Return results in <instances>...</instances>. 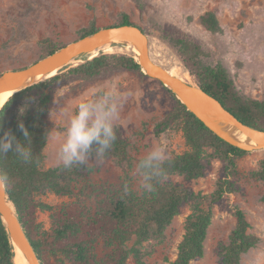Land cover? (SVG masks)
Here are the masks:
<instances>
[{
  "label": "trees",
  "instance_id": "trees-1",
  "mask_svg": "<svg viewBox=\"0 0 264 264\" xmlns=\"http://www.w3.org/2000/svg\"><path fill=\"white\" fill-rule=\"evenodd\" d=\"M136 1L141 8L142 1ZM199 22L212 33L221 31L214 11L201 14ZM122 24L135 23L123 12L116 22L106 26ZM99 28L91 20L78 31L76 39ZM157 28L158 37L177 55L197 85L218 99L241 122L264 130V100L249 97L238 90L229 70L222 63L205 62V51L199 43L180 35L176 29L161 25H157ZM64 45L48 39L41 41L38 59ZM123 70L145 76L134 54L100 52L92 58H84L76 65L65 66L48 79L13 93L0 110V137L10 131L31 152L28 162L13 151L0 154V169L1 173L8 176L5 184L8 197L41 264H128L130 257L135 264H146L144 258L150 256L153 249L143 243H160L181 205L195 201L185 220L177 257L170 263L190 264L204 254L212 219V205L224 193L236 191L231 180L236 175V160L249 152L232 146L215 135L174 94V106L156 123L155 132L164 133L180 124L189 149L167 157L163 164L164 175L151 181V190L142 186L137 191L133 187V162L129 154V143L117 125H114L116 140L103 159L111 158L120 167L122 177L119 183L84 182L76 189L79 177L92 172V166L86 164L65 168L59 164L42 168L43 150L52 129L51 112L57 88L69 80L91 81ZM187 80H190L189 75ZM20 123L24 124L30 134L28 140L19 128ZM208 150L211 153L207 155ZM206 156L224 162V176L218 180L216 189L210 195H200L192 188L170 179L174 175L185 180L202 177ZM143 159L144 157L137 161V168L142 176L143 169L139 165ZM248 175L264 184V158L260 161L259 169L250 171ZM47 193L58 197L80 196V206L85 209L73 214L64 208L55 210L51 213L54 228L46 231L37 221L36 214L41 205L50 208L37 198ZM87 200L92 205H86ZM261 200L264 202V195ZM233 215L235 226L227 241L219 245L220 264H240L242 255L259 241L257 236L249 232V222L244 211L236 208ZM99 238L106 247H111L101 257L95 252V243ZM130 242L132 244L129 246ZM14 256L15 247L13 250L0 217V264H14Z\"/></svg>",
  "mask_w": 264,
  "mask_h": 264
},
{
  "label": "rangeland",
  "instance_id": "rangeland-1",
  "mask_svg": "<svg viewBox=\"0 0 264 264\" xmlns=\"http://www.w3.org/2000/svg\"><path fill=\"white\" fill-rule=\"evenodd\" d=\"M141 1L143 6L139 8L136 0H0V73L37 60L43 40L66 44L75 40L78 31L91 20L96 26L105 27L116 22L119 14L124 12L150 36L154 60L173 74L187 80L189 72L171 48L158 37L157 25L176 29L180 35L199 43L205 51V62L222 63L229 70L238 90L249 97L264 100V0ZM209 10L218 17L220 32L212 33L199 22V16ZM131 47L105 46V50L106 53L132 55ZM80 62L82 59L72 63L76 65ZM113 83L117 86V94L123 97L119 119L114 125L120 127L129 143L133 162L132 183L140 191L144 186L143 176L137 168L140 158L145 157L154 146L164 147L167 157H171L187 151L189 145L180 124L164 133L155 132L156 123L174 106L173 93L158 80L129 70L91 81L69 80L57 88L51 112L52 129L43 150L42 168L60 164L58 152L79 102L85 98L95 99L107 90V85ZM248 152L236 160V175L231 177L236 191L224 193L212 205V219L203 256L190 264H220L219 245L227 241L235 226L233 212L236 208L244 211L249 232L259 239L254 247L242 255L240 264H264V202L261 200L264 184L248 175L250 171L259 169L264 149ZM209 153L211 150L206 152L207 155ZM204 163V175L198 179L185 180L177 175L170 179L192 188L200 195H210L216 189L218 180L224 176V162L206 156ZM87 164L94 169L79 177L76 189L84 182L111 184L121 181L122 171L111 158L102 159L101 162L92 157ZM37 198L50 206H39L36 214L37 221L46 231L54 228L51 213L55 210L64 208L73 214L85 209L80 206V196L58 197L47 193ZM194 203L188 201L181 205L160 243H143L153 249L151 255L144 258L146 264H170L176 259L185 220ZM86 205H92V202L87 200ZM110 250L111 247H106L101 238L95 243L98 257ZM25 260L20 258L16 249L14 264H22ZM128 264H135L132 257Z\"/></svg>",
  "mask_w": 264,
  "mask_h": 264
},
{
  "label": "water",
  "instance_id": "water-1",
  "mask_svg": "<svg viewBox=\"0 0 264 264\" xmlns=\"http://www.w3.org/2000/svg\"><path fill=\"white\" fill-rule=\"evenodd\" d=\"M150 41V36L136 24L100 27L93 33L68 42L27 66L5 69L0 73V92L12 91L13 94L27 86L48 79L65 66L75 65L72 62L78 59L83 61L84 58H92L100 52L106 53L105 46H133L138 50V54L134 52L131 54H134L144 74L166 86L187 110L192 112L215 135L245 151L264 149V130L244 124L218 99L204 91L192 79L186 80L178 77L155 61L151 56ZM38 75L44 78L27 82ZM235 131L241 132L246 139H239ZM0 217L8 232L13 250L16 245L28 264H41L8 197L5 185L0 186Z\"/></svg>",
  "mask_w": 264,
  "mask_h": 264
},
{
  "label": "clouds",
  "instance_id": "clouds-1",
  "mask_svg": "<svg viewBox=\"0 0 264 264\" xmlns=\"http://www.w3.org/2000/svg\"><path fill=\"white\" fill-rule=\"evenodd\" d=\"M107 90L95 99L85 98L78 104L76 113L72 116L66 131V136L58 152V163L65 168L73 165L83 166L88 163L93 154L97 161H101L112 143L116 140L114 124L119 119L123 97L117 94L115 83L107 85ZM4 108L0 104V110ZM26 140L29 132L23 123L19 124ZM13 151L25 162H28L30 149L10 131L0 137V154ZM167 160L166 150L162 146H154L139 168L143 169L144 186L152 189L151 181L163 177V164ZM8 182L6 173H0V186Z\"/></svg>",
  "mask_w": 264,
  "mask_h": 264
},
{
  "label": "bare ground",
  "instance_id": "bare-ground-1",
  "mask_svg": "<svg viewBox=\"0 0 264 264\" xmlns=\"http://www.w3.org/2000/svg\"><path fill=\"white\" fill-rule=\"evenodd\" d=\"M131 49L133 50L132 52H134L135 54H138V50L135 48V47H131ZM154 59V58H153ZM170 71V70H169ZM171 72V71H170ZM172 73V72H171ZM173 74V73H172ZM175 75V74H174ZM176 76H178V75H176ZM178 77H180V76H178ZM44 77L43 76H41V75H38V76H36L34 79H29L27 82H32V81H38V80H41V79H43ZM182 78V77H181ZM12 95V91H2V92H0V104H4L7 100H8V98L10 97ZM235 135L239 138V139H241V140H245L246 139V137H245V135H243L241 132H238V131H235ZM14 247H15V251H16V249H18V255L20 256V258H25L24 257V255H23V253L21 252V250L16 246V245H14ZM22 264H28L27 263V261L25 260V261H23L22 262Z\"/></svg>",
  "mask_w": 264,
  "mask_h": 264
}]
</instances>
